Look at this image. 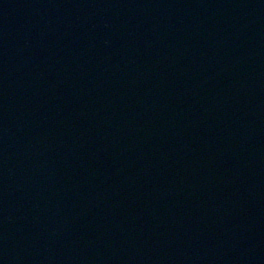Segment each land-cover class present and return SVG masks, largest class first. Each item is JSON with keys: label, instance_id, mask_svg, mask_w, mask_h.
Masks as SVG:
<instances>
[{"label": "water", "instance_id": "obj_1", "mask_svg": "<svg viewBox=\"0 0 264 264\" xmlns=\"http://www.w3.org/2000/svg\"><path fill=\"white\" fill-rule=\"evenodd\" d=\"M0 264H264V0H0Z\"/></svg>", "mask_w": 264, "mask_h": 264}]
</instances>
